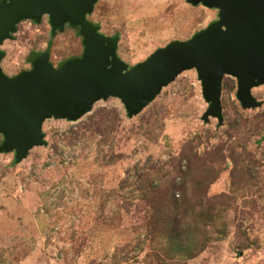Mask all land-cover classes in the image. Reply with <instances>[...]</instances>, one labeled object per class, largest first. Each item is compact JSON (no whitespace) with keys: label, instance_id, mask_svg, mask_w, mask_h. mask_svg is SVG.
I'll list each match as a JSON object with an SVG mask.
<instances>
[{"label":"rangeland","instance_id":"obj_1","mask_svg":"<svg viewBox=\"0 0 264 264\" xmlns=\"http://www.w3.org/2000/svg\"><path fill=\"white\" fill-rule=\"evenodd\" d=\"M187 0H97L87 20L127 69L219 21ZM48 50L57 69L81 58L78 26L24 20L0 46L8 78ZM244 108L225 76L222 123L195 69L139 114L114 96L75 122L48 119L45 145L0 152V264H264V85ZM4 137L0 134V144Z\"/></svg>","mask_w":264,"mask_h":264},{"label":"water","instance_id":"obj_2","mask_svg":"<svg viewBox=\"0 0 264 264\" xmlns=\"http://www.w3.org/2000/svg\"><path fill=\"white\" fill-rule=\"evenodd\" d=\"M97 0H0V46L24 20L49 17L52 32L64 24L80 28L81 58L55 69L49 52L35 54L32 69L13 78L0 67V152L21 161L43 140L48 119L75 122L110 96L119 98L129 116L139 114L180 73L195 69L209 108L203 120L222 123L220 95L225 76L237 81L244 108L259 107L251 89L264 85V0H187L220 9L219 21L186 41H173L127 69L116 55L118 37L106 38L87 20ZM4 54L0 52V62Z\"/></svg>","mask_w":264,"mask_h":264},{"label":"trees","instance_id":"obj_3","mask_svg":"<svg viewBox=\"0 0 264 264\" xmlns=\"http://www.w3.org/2000/svg\"><path fill=\"white\" fill-rule=\"evenodd\" d=\"M45 52H48V50H46ZM34 55H35V54H32V55H31L30 63L32 62V59H33V56H34ZM63 63H64V62H63ZM63 63H62V64H63ZM62 64H61V65H62ZM61 65H60V66H61Z\"/></svg>","mask_w":264,"mask_h":264}]
</instances>
